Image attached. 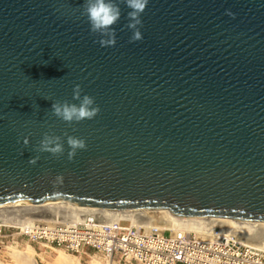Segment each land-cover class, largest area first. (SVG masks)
Instances as JSON below:
<instances>
[{
	"label": "water",
	"instance_id": "obj_1",
	"mask_svg": "<svg viewBox=\"0 0 264 264\" xmlns=\"http://www.w3.org/2000/svg\"><path fill=\"white\" fill-rule=\"evenodd\" d=\"M117 2L101 47L84 0H0V206L264 221V0H149L136 42ZM76 84L100 112L68 125L51 104ZM65 131L87 144L72 161L66 137L59 158L34 150Z\"/></svg>",
	"mask_w": 264,
	"mask_h": 264
},
{
	"label": "built area",
	"instance_id": "obj_2",
	"mask_svg": "<svg viewBox=\"0 0 264 264\" xmlns=\"http://www.w3.org/2000/svg\"><path fill=\"white\" fill-rule=\"evenodd\" d=\"M8 213L17 223L0 221V248L7 247L8 239L15 246L27 243L79 255L94 252L111 264L118 258L127 264H264V248L220 225L204 232L174 233L169 227L139 224L127 217L104 221L97 213L74 222L28 220L19 212Z\"/></svg>",
	"mask_w": 264,
	"mask_h": 264
},
{
	"label": "clouds",
	"instance_id": "obj_3",
	"mask_svg": "<svg viewBox=\"0 0 264 264\" xmlns=\"http://www.w3.org/2000/svg\"><path fill=\"white\" fill-rule=\"evenodd\" d=\"M127 8L130 9L127 13V24L125 28L131 30L130 42H136L143 39L141 27L143 26L142 14L144 13L149 0H120ZM226 14L235 17L230 9L226 10ZM81 15L86 16L90 25V32L99 34L97 41L101 47H112L116 44V29L113 27L121 18V8L117 0H84L83 10ZM47 63V62H45ZM83 89L79 84L73 87V100L79 103H71L65 101H53L51 104L52 115L66 122L68 125L79 123L84 120L94 119L100 112L99 105L95 104V98L84 94L81 95ZM68 145L67 159L72 161L78 150L87 148L85 139L69 135L67 131L63 136L56 135L54 132H45L35 146L37 153L47 152L53 157L59 158L64 154V138ZM19 142V141H18ZM24 146L29 144V138H23ZM39 155L30 157L29 163L36 164L39 160ZM64 183L63 174H57L52 181L53 186L62 185Z\"/></svg>",
	"mask_w": 264,
	"mask_h": 264
},
{
	"label": "bare ground",
	"instance_id": "obj_4",
	"mask_svg": "<svg viewBox=\"0 0 264 264\" xmlns=\"http://www.w3.org/2000/svg\"><path fill=\"white\" fill-rule=\"evenodd\" d=\"M19 212L22 216L26 214L35 215L36 220H48L50 218H62L70 221H78L89 213L99 214L101 220L110 221L119 217L133 219L139 224H156L162 227H169L174 233L183 230H195L204 232L210 230L215 225H220L227 230L235 231L240 238L247 243L264 248V221H252L242 224L232 218L208 217L206 219H176L174 220L161 209L156 210H112L89 205H26V206H0V221L16 222L15 215L8 212ZM18 213V214H19ZM28 220H33L28 217ZM27 251L12 250V256L16 264H39L34 256L35 249ZM80 260H72L64 251H59L54 264H79ZM109 263H111L109 261ZM1 264V263H0Z\"/></svg>",
	"mask_w": 264,
	"mask_h": 264
},
{
	"label": "rangeland",
	"instance_id": "obj_5",
	"mask_svg": "<svg viewBox=\"0 0 264 264\" xmlns=\"http://www.w3.org/2000/svg\"><path fill=\"white\" fill-rule=\"evenodd\" d=\"M35 215L26 214L25 217H32L34 218ZM61 219V218H60ZM5 245L7 247L0 248V263L1 264H16L13 256H12V250H18V251H27L30 248L27 243H23L20 246L12 245L10 240H5ZM35 249L34 256L38 260L39 264H54V260L59 253V251L66 252L69 257L72 260H80L79 264H111L107 259L100 256L99 254H94V252H90L89 254L79 255L75 254L69 251H66L64 249H44L39 248L37 245H32Z\"/></svg>",
	"mask_w": 264,
	"mask_h": 264
},
{
	"label": "crops",
	"instance_id": "obj_6",
	"mask_svg": "<svg viewBox=\"0 0 264 264\" xmlns=\"http://www.w3.org/2000/svg\"><path fill=\"white\" fill-rule=\"evenodd\" d=\"M113 264H127V263L123 262L120 258H118L117 260H114Z\"/></svg>",
	"mask_w": 264,
	"mask_h": 264
}]
</instances>
